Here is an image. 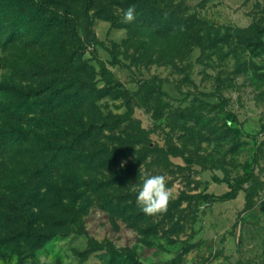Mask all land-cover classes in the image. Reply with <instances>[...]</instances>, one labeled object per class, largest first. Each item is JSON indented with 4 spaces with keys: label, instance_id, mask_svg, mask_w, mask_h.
I'll return each instance as SVG.
<instances>
[{
    "label": "rangeland",
    "instance_id": "obj_1",
    "mask_svg": "<svg viewBox=\"0 0 264 264\" xmlns=\"http://www.w3.org/2000/svg\"><path fill=\"white\" fill-rule=\"evenodd\" d=\"M0 264H264V0H0Z\"/></svg>",
    "mask_w": 264,
    "mask_h": 264
},
{
    "label": "clouds",
    "instance_id": "obj_2",
    "mask_svg": "<svg viewBox=\"0 0 264 264\" xmlns=\"http://www.w3.org/2000/svg\"><path fill=\"white\" fill-rule=\"evenodd\" d=\"M136 19L134 6H129L123 13L122 22L132 23ZM126 161H121V167H124ZM136 192V203L144 214L152 216L167 211L170 200L173 198V192L168 187L166 177L162 174L147 175Z\"/></svg>",
    "mask_w": 264,
    "mask_h": 264
},
{
    "label": "trees",
    "instance_id": "obj_3",
    "mask_svg": "<svg viewBox=\"0 0 264 264\" xmlns=\"http://www.w3.org/2000/svg\"><path fill=\"white\" fill-rule=\"evenodd\" d=\"M60 22H61L64 26H67V27H68L69 25H71V24L73 23V20H72V18H67L66 16H62V17L60 18ZM71 34H72L75 38L79 39V36H78V34L76 33V31L74 30L73 27L71 28ZM20 107L25 108V104H21ZM16 110L19 111V112H21V111H23V110H25V109H19V108H17ZM13 132L16 133V135H17V134H20V132H19L18 129H12V130H9V132H8V131H4L3 134H2V137H3V138H4V137L9 138L10 135H13ZM241 181H242V180L240 179V180L237 182V186H236V189H237V190L241 188V186H240Z\"/></svg>",
    "mask_w": 264,
    "mask_h": 264
}]
</instances>
